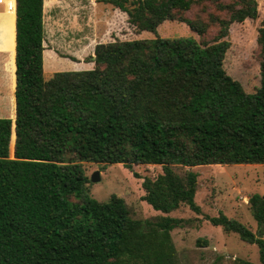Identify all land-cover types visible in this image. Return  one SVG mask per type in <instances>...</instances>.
<instances>
[{
    "label": "trees",
    "instance_id": "trees-1",
    "mask_svg": "<svg viewBox=\"0 0 264 264\" xmlns=\"http://www.w3.org/2000/svg\"><path fill=\"white\" fill-rule=\"evenodd\" d=\"M103 1L155 38L100 43L92 70L49 80L44 0L15 2L16 141L11 158L12 119L0 118V264H177L171 232L183 221L133 219L116 195L98 201L84 163L161 165L143 188L144 200L164 214L182 205L202 212L192 167L264 165V19L255 92L224 68L230 27L257 19V0ZM167 21L203 40L161 37ZM212 27L218 34L208 42ZM174 166L188 170L181 175ZM249 204L257 233L224 213L208 220L256 244L264 264V196Z\"/></svg>",
    "mask_w": 264,
    "mask_h": 264
},
{
    "label": "rangeland",
    "instance_id": "rangeland-1",
    "mask_svg": "<svg viewBox=\"0 0 264 264\" xmlns=\"http://www.w3.org/2000/svg\"><path fill=\"white\" fill-rule=\"evenodd\" d=\"M257 2L258 18L233 24L226 39L231 43V47L227 52L224 68L248 93L255 92L261 78L258 31L264 19V0ZM5 6L0 7V118L12 119V133L14 132L15 135L16 90H13L12 65L14 12H11L9 5ZM65 6L66 10L60 14L59 22L60 28L64 23L66 27L61 31L57 43H52L55 48L51 47V50H55L61 58L67 56L76 59L77 57L79 62H82V58L88 61V56H95L93 50L100 43H108L116 39L132 41L155 38L151 32H139L128 22L126 14L103 0H68ZM73 6L77 8V12L71 16L69 12ZM208 10L215 11L212 8ZM196 12L195 9L188 15L193 16ZM51 34H53L52 29ZM158 34L163 38L194 37L198 41L203 40L186 24L178 21L163 23L158 28ZM217 34L218 28L212 27L206 40L214 42ZM52 62V59L51 62L47 60L45 80H49L57 72L67 71L53 70ZM15 141L16 137L10 144L11 158H14ZM84 168L90 178L91 193L98 201L106 202L111 196L116 195L125 201L133 219L156 222L162 217L169 216L183 221L171 232L177 264H234L238 259L255 264L261 263L256 244H247L236 233H229L221 227L211 225L208 217H216L224 213L257 233L258 226L252 215L249 200L254 194L264 196V165L213 164L190 168L199 175L195 200L201 207L200 214L186 205L164 214L154 210L144 200L146 193L143 188L144 179L155 180L163 173L161 165H134L130 169L122 164L84 163ZM173 168L181 175L188 170L180 166ZM96 172H99L98 181L93 180Z\"/></svg>",
    "mask_w": 264,
    "mask_h": 264
},
{
    "label": "crops",
    "instance_id": "crops-1",
    "mask_svg": "<svg viewBox=\"0 0 264 264\" xmlns=\"http://www.w3.org/2000/svg\"><path fill=\"white\" fill-rule=\"evenodd\" d=\"M67 1L68 0H44V7H43L44 31H45L44 72H46L47 60L51 62V59L53 60L52 62L54 67L53 70L82 71V70H92L95 66V63L93 62L94 59L92 58V56H88V61H85V59L82 58V62L81 61L79 62V58L76 57L78 61L75 62L72 61L70 58H64V57L61 58L55 50H51V47L55 48V46L52 43L55 44L57 43L56 41L58 37L61 35L60 34L61 31H63L64 27H66L65 26L66 23H64V26L60 28L61 24L59 22L60 20L59 18H60V14L66 10L65 3ZM15 2L16 0H2L0 2V7L5 6L7 4L10 6L11 12L12 13L14 12V30H15V10H16ZM117 10L119 11V9ZM76 12H77V8L73 6L69 14L73 16L76 14ZM108 19L109 18H107V20ZM51 29L53 31V34H51ZM93 55H95V49L93 50Z\"/></svg>",
    "mask_w": 264,
    "mask_h": 264
},
{
    "label": "water",
    "instance_id": "water-1",
    "mask_svg": "<svg viewBox=\"0 0 264 264\" xmlns=\"http://www.w3.org/2000/svg\"><path fill=\"white\" fill-rule=\"evenodd\" d=\"M93 59L95 58V56L92 57ZM15 126H16V123H15ZM15 131V137H16V130ZM93 180L94 181H98L99 180V172H96L94 175H93Z\"/></svg>",
    "mask_w": 264,
    "mask_h": 264
},
{
    "label": "built area",
    "instance_id": "built-area-1",
    "mask_svg": "<svg viewBox=\"0 0 264 264\" xmlns=\"http://www.w3.org/2000/svg\"><path fill=\"white\" fill-rule=\"evenodd\" d=\"M2 0H0V2H1Z\"/></svg>",
    "mask_w": 264,
    "mask_h": 264
}]
</instances>
